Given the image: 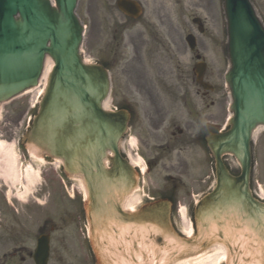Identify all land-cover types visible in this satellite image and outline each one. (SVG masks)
<instances>
[{
  "label": "water",
  "instance_id": "water-1",
  "mask_svg": "<svg viewBox=\"0 0 264 264\" xmlns=\"http://www.w3.org/2000/svg\"><path fill=\"white\" fill-rule=\"evenodd\" d=\"M78 2L0 0V107L40 86L50 60L45 91L22 146L60 162L68 177L82 180L98 264H173L215 245L226 249L227 264H264V202L252 191L253 142L264 128V24L251 1L223 2L232 117L226 131L206 138L216 185L195 208L192 237L175 230L168 201L137 212L125 209L139 184L122 150L131 115L105 108L109 71L84 57ZM117 5L131 18L141 14L132 0ZM188 42L194 48L192 37ZM226 159L237 165V175ZM47 256L40 241L36 263L46 264Z\"/></svg>",
  "mask_w": 264,
  "mask_h": 264
},
{
  "label": "rangeland",
  "instance_id": "rangeland-1",
  "mask_svg": "<svg viewBox=\"0 0 264 264\" xmlns=\"http://www.w3.org/2000/svg\"><path fill=\"white\" fill-rule=\"evenodd\" d=\"M145 7V17L140 22L138 29L149 28L160 33L164 30L171 36L183 37L177 41L182 47L183 56L168 63V77L179 81V75L192 77L193 62L189 59V51L185 43V37L193 32L198 39V49L203 53L208 64L209 73H214V82L220 85L221 75L226 69L224 55V20L222 14L221 0H138ZM117 0H80L77 13L87 26L84 51L91 62L109 61L112 63L113 89L110 99V107H119L132 104L139 115L147 110L144 100L135 95L132 90L133 68L124 71L121 64H114V59H120L122 48L117 51L118 38L115 29L120 26L129 27V23L116 8ZM258 13L264 21V0H252ZM194 18H199L204 23L205 33L200 35L196 26L192 24ZM161 19L164 25L161 24ZM154 29V30H153ZM130 30V29H129ZM126 32L125 38L129 34ZM163 35V34H162ZM166 36V35H163ZM176 37V38H177ZM120 47V46H119ZM180 55V54H179ZM190 63V64H189ZM150 74L156 82L161 85L158 68L151 66ZM216 121L220 125L224 123L227 112L228 98L223 93L217 94ZM33 97L28 94L4 105L0 112V141L18 145L23 135L28 120L35 113L31 109ZM134 149L133 155L138 152L140 161L145 165L146 161L141 154L145 150L142 142L138 140V133H132ZM144 142V141H143ZM125 150L129 148L125 145ZM143 151V150H142ZM17 156L16 177L4 178L0 176V205L8 206V249L14 252V247L29 245L26 238H34L43 226H55L57 231L53 235V252L51 264H94L87 245L85 218L81 209L82 191L81 182L78 179H64L66 187L61 182L62 172L59 166L48 161H40L26 151L14 150ZM198 145H194L185 153L188 161L185 173L180 174L184 187L181 188L178 199L182 209L185 205H191L200 192L204 190L196 186L200 171L198 159L202 155ZM255 169L253 189L257 195L264 194V130L260 132L254 145ZM156 169L154 175L146 176L144 194L152 197L163 188L170 186L166 179L168 172L163 164ZM169 164V162H168ZM29 168H31L30 171ZM39 173L36 179L35 174ZM4 184L7 185L5 188ZM73 191V192H72ZM188 191L191 197H188ZM75 195V201L68 195ZM139 200L143 198V192L138 193ZM9 202L7 203V200ZM144 199V198H143ZM72 201V202H71ZM7 203V204H6ZM175 221L180 223L179 214H175ZM219 250L214 251L218 253ZM18 254V253H17ZM60 260H63L61 263ZM194 262V261H193ZM190 261L188 264H192ZM32 264V263H29Z\"/></svg>",
  "mask_w": 264,
  "mask_h": 264
},
{
  "label": "flooded vegetation",
  "instance_id": "flooded-vegetation-1",
  "mask_svg": "<svg viewBox=\"0 0 264 264\" xmlns=\"http://www.w3.org/2000/svg\"><path fill=\"white\" fill-rule=\"evenodd\" d=\"M163 20L161 19L162 25ZM139 25L138 21H133L127 38L123 34L124 31L116 37L117 46H122L123 52L120 59H115L114 63L121 64L125 72L128 68H133L135 79L132 78L131 87L134 94L144 100L147 110L142 115L134 113L131 131L138 133V140L142 142L141 146L145 147V150L144 148L140 150L146 159L148 176L154 175L163 160L169 162L163 164L168 172L166 179L171 183L165 187L164 192H171L174 207L177 208L179 191L185 184L180 177L187 168L185 153L193 144H197L202 151L198 159L200 174L195 180L196 186L200 189L210 187L212 179L210 159L202 140L204 135L217 132L216 95L220 94V89L216 87V83H212L214 73L207 70L201 83L197 82L196 77L191 80L182 77L179 81L168 78L164 68L168 60H176L183 54L182 47L177 43L178 39L172 36V41L169 42L167 32H164L166 36L161 33L153 34L149 28L138 29ZM191 56L192 59L199 57L198 53ZM151 66L158 68L159 75L162 76L158 79L162 82L161 85L151 76L149 72ZM188 197L189 199L191 197L190 191ZM7 215L8 206L1 204L0 264H35V249L40 236L49 239L48 264H51L54 241L52 235L57 228L46 225L39 228L37 236L26 238L29 245H19L14 247L16 251L9 253Z\"/></svg>",
  "mask_w": 264,
  "mask_h": 264
},
{
  "label": "bare ground",
  "instance_id": "bare-ground-1",
  "mask_svg": "<svg viewBox=\"0 0 264 264\" xmlns=\"http://www.w3.org/2000/svg\"><path fill=\"white\" fill-rule=\"evenodd\" d=\"M52 64L51 62H47V68H46V72L44 74L43 80H42V85L39 88H36L32 91H30L28 94H30L33 97L32 102L35 103L37 101V98H39V96L42 94L43 92V86L45 84V80L46 77L49 73V71L51 70ZM261 132V129H259L257 131V133L255 134L256 137L259 136ZM134 145V144H133ZM13 144L7 143L5 141H0V176H3L4 178H14L17 180L16 177V164H17V156L13 150ZM35 155L33 154V157ZM36 157V156H35ZM129 157L132 161V163L135 166H138L142 169V171H145L144 166L139 162V160H137L136 158H134V156H132L131 154H129ZM40 161H43L41 159H39ZM31 168H29L28 171H30ZM39 173L35 174L36 179L39 178ZM18 181V180H17ZM262 199H264V194L260 193L259 195ZM134 199L127 205V207L130 210H133L134 207L136 206L135 204H137V202L134 203ZM180 215H181V222H182V231L185 235L190 236L193 233V229H192V225L190 223V221L187 218V213L185 209H182L180 211ZM219 250L218 253H214V251ZM226 259V252L222 249V248H216L206 254L200 255L194 259H188L185 260L183 262H180L178 264H188L190 261H194L192 264H223L224 261Z\"/></svg>",
  "mask_w": 264,
  "mask_h": 264
}]
</instances>
